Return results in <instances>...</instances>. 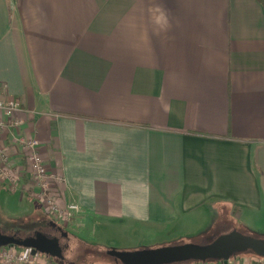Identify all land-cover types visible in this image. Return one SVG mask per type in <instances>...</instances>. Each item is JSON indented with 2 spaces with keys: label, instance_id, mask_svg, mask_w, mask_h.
<instances>
[{
  "label": "crops",
  "instance_id": "crops-1",
  "mask_svg": "<svg viewBox=\"0 0 264 264\" xmlns=\"http://www.w3.org/2000/svg\"><path fill=\"white\" fill-rule=\"evenodd\" d=\"M0 95L81 206L80 236L190 228L216 204L264 227L259 0H0ZM14 134L3 143L26 169Z\"/></svg>",
  "mask_w": 264,
  "mask_h": 264
},
{
  "label": "rangeland",
  "instance_id": "rangeland-1",
  "mask_svg": "<svg viewBox=\"0 0 264 264\" xmlns=\"http://www.w3.org/2000/svg\"><path fill=\"white\" fill-rule=\"evenodd\" d=\"M27 187L28 185L20 188L18 182L15 188L11 190L6 185L0 183V230L2 233L26 237L38 229H42L48 233L52 232L49 221H55L54 217L45 211L40 201H37L32 195L28 196L25 194L28 191ZM206 210H208L206 218L202 217L201 213H199L195 217V221L198 222L190 228L179 224L173 228H167L165 231L159 232L139 231L133 228L122 231L119 227L111 230L104 229L105 226L102 227L97 224V227L93 226L87 233L80 236L77 229L69 226L72 219L68 223V226L66 225L65 230L67 235L60 237V242L65 245L63 258L50 256L49 263L122 264L119 259L109 255L107 250L110 248L134 250L186 242L205 244L212 237L231 231L233 224H235L234 229H238L242 233L258 234L264 237V227L259 228L255 223H249L248 226H245L246 224H243L238 214L234 215V217L229 216L225 211V206L216 204L213 207L209 205V207H206ZM57 224L64 226L58 222ZM250 227H255L254 229L259 228L260 230H248ZM18 248L24 247L18 246ZM249 253L251 252H242L240 255H251ZM189 262L191 261L187 263ZM210 262H214V260Z\"/></svg>",
  "mask_w": 264,
  "mask_h": 264
},
{
  "label": "built area",
  "instance_id": "built-area-1",
  "mask_svg": "<svg viewBox=\"0 0 264 264\" xmlns=\"http://www.w3.org/2000/svg\"><path fill=\"white\" fill-rule=\"evenodd\" d=\"M22 110L19 100L0 95V111L4 116L0 118V183L12 190L18 184V180L28 174L29 193L42 203L45 211L54 217L56 223L68 226L73 217L81 211V206L76 201H61L54 186L62 181V177L47 166L38 139L21 134V125L24 121L18 113ZM13 128L16 134L12 136V141L22 147L26 169L11 159L9 148L3 143L6 132ZM49 259L50 256L47 254L40 255L39 252L32 254L31 248H18L15 245L0 246V264H50Z\"/></svg>",
  "mask_w": 264,
  "mask_h": 264
},
{
  "label": "water",
  "instance_id": "water-1",
  "mask_svg": "<svg viewBox=\"0 0 264 264\" xmlns=\"http://www.w3.org/2000/svg\"><path fill=\"white\" fill-rule=\"evenodd\" d=\"M50 222L53 225H58L53 220ZM59 227L63 229L62 226ZM7 245L31 248L32 254L39 252L51 257H63L59 238L57 236H47L40 230H37L34 235L26 237L5 234L0 230V246ZM247 251H252L264 258V237L232 229L229 232L212 237L205 244L186 242L134 250L110 248L107 253L119 259L122 264H177L207 260H217L225 263L234 255Z\"/></svg>",
  "mask_w": 264,
  "mask_h": 264
},
{
  "label": "flooded vegetation",
  "instance_id": "flooded-vegetation-1",
  "mask_svg": "<svg viewBox=\"0 0 264 264\" xmlns=\"http://www.w3.org/2000/svg\"><path fill=\"white\" fill-rule=\"evenodd\" d=\"M51 224V229H52V232L51 233H48V232H45V231H43L42 229H40V231H43V233L44 234H46L47 236H50V237H53V236H57L58 238H59V243H60V245H61V247H62V250L64 249V247H65V245H63L61 242H60V237L61 236H66L67 235V233H65V231L66 230H64V229H61L58 225H53L52 223H50ZM39 230V229H38ZM37 231V230H36ZM36 231H33V234H31V235H34V233L36 232ZM11 235H15V234H11ZM30 235V234H29ZM28 235V236H29ZM16 236V235H15ZM63 258V257H62Z\"/></svg>",
  "mask_w": 264,
  "mask_h": 264
},
{
  "label": "trees",
  "instance_id": "trees-1",
  "mask_svg": "<svg viewBox=\"0 0 264 264\" xmlns=\"http://www.w3.org/2000/svg\"><path fill=\"white\" fill-rule=\"evenodd\" d=\"M262 4H263V6H264V0H259ZM46 215V214H45ZM51 219V218H50ZM52 220V219H51ZM50 222V221H49ZM51 223V222H50ZM62 228L65 230L66 229V226L64 227V226H62ZM253 235H258V234H253ZM247 252H251V253H249V254H251V255H253V256H256L258 259H264L262 256H259V255H256V254H254L252 251H247ZM238 255H240V253H238V254H236V255H234V256H238ZM208 261V260H207ZM192 262H197V261H192ZM199 263H204V262H206V261H198ZM197 262V263H198ZM253 264H258L257 262H255V261H253Z\"/></svg>",
  "mask_w": 264,
  "mask_h": 264
},
{
  "label": "bare ground",
  "instance_id": "bare-ground-1",
  "mask_svg": "<svg viewBox=\"0 0 264 264\" xmlns=\"http://www.w3.org/2000/svg\"><path fill=\"white\" fill-rule=\"evenodd\" d=\"M25 248V247H24Z\"/></svg>",
  "mask_w": 264,
  "mask_h": 264
}]
</instances>
